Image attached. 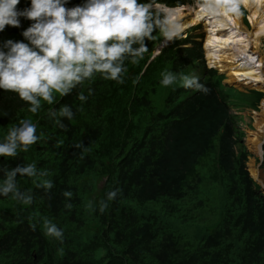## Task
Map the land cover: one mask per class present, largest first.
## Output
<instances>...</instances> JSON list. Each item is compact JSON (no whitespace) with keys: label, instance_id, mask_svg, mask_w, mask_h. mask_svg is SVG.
<instances>
[{"label":"trees","instance_id":"1","mask_svg":"<svg viewBox=\"0 0 264 264\" xmlns=\"http://www.w3.org/2000/svg\"><path fill=\"white\" fill-rule=\"evenodd\" d=\"M157 2L174 8L194 0ZM83 3L68 0L66 7ZM29 4L20 0L17 8ZM31 23L21 17L20 27L6 28L23 41ZM153 36L142 59L125 60L123 83L96 74L67 96L54 93L51 105L41 101L35 114L15 93L0 90V137L22 121L34 123L38 137L28 151L0 157V185L5 170L17 165L35 164L38 173L16 178L17 189L31 193L30 205L0 195V264H264V196L247 172L245 154L237 151L234 118L219 90H231L247 106L251 98L223 85L213 70L198 78L207 92L184 88L182 76L203 64V47L177 38L150 61L162 41L158 32ZM163 73H172L174 83L163 86ZM81 93L85 101L77 98ZM65 105L71 120L59 117ZM50 109L63 128L49 118ZM215 147L218 173L209 176L207 188L210 196L220 193L221 215L216 228L191 247L144 211L160 199L179 202L204 187L197 168ZM45 180L51 189L38 186ZM116 189L101 213L99 202ZM45 219L63 230L62 241L45 235Z\"/></svg>","mask_w":264,"mask_h":264},{"label":"clouds","instance_id":"2","mask_svg":"<svg viewBox=\"0 0 264 264\" xmlns=\"http://www.w3.org/2000/svg\"><path fill=\"white\" fill-rule=\"evenodd\" d=\"M19 3L20 0H0V32L6 26L20 27L21 17L32 22L22 32L23 41L7 40L0 48V90L15 93L30 105L28 110L33 114L41 109V101L51 105L55 102L54 93L67 96L96 74L104 80L123 83L125 60L135 64L142 59L147 51L145 41L153 40L154 32L169 42L179 38L181 32L175 9L157 0H84L83 4L71 8L66 7L68 0H30L23 10H18ZM194 4L205 16L231 20L243 14L242 7L246 8L249 0H194ZM162 76L161 84L165 87L176 79L172 73ZM181 79L186 89L208 91L197 77L182 76ZM77 98L85 101L87 96L81 93ZM59 117L71 120L70 106L60 108ZM59 117L55 110H49V118L63 128ZM37 140L36 125L22 121L0 143V157H15L18 149L26 152ZM37 175L35 164L5 170L0 195L11 194L13 199L30 205L31 193L18 190L16 178ZM39 175L46 176L47 172ZM38 186L48 190L53 185L45 180ZM119 191H110L107 201L99 202L101 213ZM63 195L70 198L72 192L66 191ZM65 207L71 208V204ZM44 229L46 236L63 240V230L50 220H44Z\"/></svg>","mask_w":264,"mask_h":264},{"label":"rangeland","instance_id":"3","mask_svg":"<svg viewBox=\"0 0 264 264\" xmlns=\"http://www.w3.org/2000/svg\"><path fill=\"white\" fill-rule=\"evenodd\" d=\"M187 7L194 8L195 4H187ZM242 13V19L245 21V24L243 25L246 29L247 27H249L248 29H251L252 27L250 28L246 19V17L248 18L246 12L242 10ZM187 34L191 35L190 40L194 42H200L202 37L204 39L203 28L201 25L200 27H192L190 30H188ZM20 38V33L13 35L10 33L9 29L5 28L3 32H0V48H2L5 41H21ZM184 38L185 33L181 35L180 39ZM162 40H164L163 37ZM202 43L203 47V40ZM157 54L158 51L155 52L154 56ZM259 54L264 57V39H262L260 42ZM205 61H203L202 66L192 65L189 70V77L194 76L200 78L204 70L209 71L206 68ZM206 64L209 66L207 61ZM216 70L219 71L218 69ZM219 73L221 72L219 71ZM221 75H223L226 80V74L221 73ZM225 82L226 81H224L225 85L232 87L230 89H234L238 93L251 98L248 102L249 105L247 106V102L237 100L236 94L231 90H219L221 94H226L225 99L228 101L227 103L229 105L231 115L234 118L235 129L237 133L236 139L237 142L240 141L241 143H237V151L242 150L245 154V166L247 172L252 181L258 187L259 193L264 196V138L262 139L264 133L262 134V131L259 132V130L255 128V123L257 120L261 119L263 114L262 104L264 102V91H260L256 89V87L254 88L248 85L242 86L236 84H226ZM253 133H256V136H258L257 134L260 135L258 137L261 140V146H259V149L255 148V146L250 142V138H252ZM6 136L7 133L4 137H0V143L5 141ZM215 160L216 147L213 153H210L201 160L197 168L198 174L204 179V187L200 188L198 192L187 193L184 199L179 202L160 199L156 204H149L148 206L150 209L144 211L146 214L153 213L154 216L157 215L161 222L165 223L173 233L179 235L182 238L183 243H188L191 247L197 246L202 238H204L216 228L221 215L219 211L223 201L221 199L220 193H213V196H210L208 194L209 191L207 188V186H209L211 183L209 176L214 174V172L218 173ZM254 171H257L258 173L256 174L259 175V179L257 181L252 178V172ZM101 184L102 182H99V185ZM130 205L134 207V205ZM169 207H173L174 211L166 213L167 208ZM138 212L141 213L143 210H139Z\"/></svg>","mask_w":264,"mask_h":264},{"label":"bare ground","instance_id":"4","mask_svg":"<svg viewBox=\"0 0 264 264\" xmlns=\"http://www.w3.org/2000/svg\"><path fill=\"white\" fill-rule=\"evenodd\" d=\"M242 10L248 16L246 19L251 29H246L243 25V16L231 20H217L205 16L196 7L184 6L175 9L174 15L179 18L180 34L192 27L202 26L204 59L209 67L226 74V84L248 85L264 91V57L259 54L260 42L264 39V0H249L248 6L242 7ZM262 106L263 114L255 123V128L263 134L264 102ZM257 135L253 133L250 142L259 149L261 140L258 138L260 135ZM256 173L258 172H252V178L257 181L259 175Z\"/></svg>","mask_w":264,"mask_h":264},{"label":"water","instance_id":"5","mask_svg":"<svg viewBox=\"0 0 264 264\" xmlns=\"http://www.w3.org/2000/svg\"><path fill=\"white\" fill-rule=\"evenodd\" d=\"M168 43H169V41H165V42L163 43V45L161 46V48L165 47ZM161 48H160V49H161ZM158 53H159V52H158Z\"/></svg>","mask_w":264,"mask_h":264},{"label":"snow or ice","instance_id":"6","mask_svg":"<svg viewBox=\"0 0 264 264\" xmlns=\"http://www.w3.org/2000/svg\"><path fill=\"white\" fill-rule=\"evenodd\" d=\"M225 35H227V33H225Z\"/></svg>","mask_w":264,"mask_h":264}]
</instances>
